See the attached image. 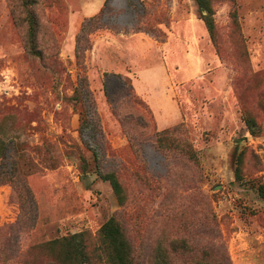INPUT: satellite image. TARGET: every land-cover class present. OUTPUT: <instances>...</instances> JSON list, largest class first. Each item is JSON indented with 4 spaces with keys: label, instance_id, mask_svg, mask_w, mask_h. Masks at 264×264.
Returning a JSON list of instances; mask_svg holds the SVG:
<instances>
[{
    "label": "rangeland",
    "instance_id": "1",
    "mask_svg": "<svg viewBox=\"0 0 264 264\" xmlns=\"http://www.w3.org/2000/svg\"><path fill=\"white\" fill-rule=\"evenodd\" d=\"M213 8L216 44L193 0H36L32 52L0 0V264L111 217L135 264H264V0Z\"/></svg>",
    "mask_w": 264,
    "mask_h": 264
},
{
    "label": "trees",
    "instance_id": "2",
    "mask_svg": "<svg viewBox=\"0 0 264 264\" xmlns=\"http://www.w3.org/2000/svg\"><path fill=\"white\" fill-rule=\"evenodd\" d=\"M199 11L200 19L204 22L205 27L209 33L210 39L216 44V27L214 21L213 0H193ZM36 3V0H22L23 6L28 10V24H29V42L32 52L36 51L37 33L39 30V22L36 15L31 11V8ZM250 134L258 137L260 128L256 121L252 118L245 119ZM90 124L86 119L82 120L81 129L87 130ZM168 130H163L158 136V141L163 142ZM2 148V144L0 145ZM245 153L240 152L236 158L235 179L243 183V165ZM99 177L108 182L117 198L120 205H124L126 198L123 187L119 182L115 173L102 174L99 172ZM259 196L264 199V183L255 186ZM89 240L88 232H80L71 234L62 238L51 240L44 243L39 250H43L53 260L52 264H92L94 254L98 261L105 262V264H135L133 249L127 239L125 232L120 222L111 217L98 232V244L94 250L89 248L87 241ZM160 258L159 264H170L169 259L164 254L158 255Z\"/></svg>",
    "mask_w": 264,
    "mask_h": 264
}]
</instances>
